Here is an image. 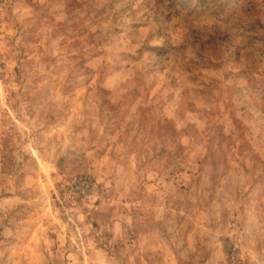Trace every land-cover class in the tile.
<instances>
[{
    "label": "rangeland",
    "instance_id": "rangeland-1",
    "mask_svg": "<svg viewBox=\"0 0 264 264\" xmlns=\"http://www.w3.org/2000/svg\"><path fill=\"white\" fill-rule=\"evenodd\" d=\"M0 264H264V0H0Z\"/></svg>",
    "mask_w": 264,
    "mask_h": 264
}]
</instances>
